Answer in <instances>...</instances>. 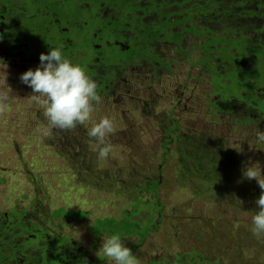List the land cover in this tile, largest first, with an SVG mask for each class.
Segmentation results:
<instances>
[{
  "label": "rangeland",
  "instance_id": "374dc122",
  "mask_svg": "<svg viewBox=\"0 0 264 264\" xmlns=\"http://www.w3.org/2000/svg\"><path fill=\"white\" fill-rule=\"evenodd\" d=\"M43 1L40 6L48 2ZM30 2L32 1L26 0L21 4L27 6ZM188 40L192 38L189 37ZM169 55L172 53L170 52ZM48 61L47 57L25 61V70L29 71H22L23 68L20 66L24 62L4 60L0 57V179H2L0 210L10 209L17 201L21 206L32 205L38 210L36 221L41 220L40 213L48 217L57 207L70 211H85L88 213L86 218L78 223L72 220L69 222L71 230L74 226L77 239L84 242L85 246L87 240H90L89 226L91 232L97 229L95 219L107 216L131 219V213L127 211L140 204L138 213H143L135 217L137 220L135 219L134 223L147 224L146 221L152 218L149 215L152 209L147 215L148 203L141 202L140 192H137L131 183L133 180L138 182L137 178L146 179L155 175L157 168L160 167L163 151L158 139L159 131L156 128L164 125L160 124L156 117L162 114L159 109V105H163L162 101L150 104L154 110L157 109V113L144 117H141L142 109H140L142 99L138 98L137 104L132 101L130 105L133 104L137 112L136 119L131 115H123L121 121L114 120L98 110L99 115L103 114L106 119L103 122L110 123L115 133L114 138L110 139L106 146L103 142L104 138L99 137L101 132H99L98 115L94 113L97 111L95 104L90 99H82L83 106L93 107L85 111L93 113L91 118L96 120L95 126H91L92 122L89 119L87 123L89 126L85 128L73 126L64 133L59 132L60 138L57 140L50 141L48 132L51 124L48 125V112L51 108L46 105L42 97L47 94L56 98L66 96L72 99L73 92L71 83L65 82V76H61V80L55 77V74L61 75L65 67L48 65ZM188 66L189 64L185 63L177 68L179 79L185 81L183 78H191L188 87L192 88V91L195 87L199 89L206 87L205 82L195 80L200 78L206 81L207 77L199 75L196 70L189 72ZM143 70L146 74L150 73L147 66ZM131 72L137 71L133 68ZM145 78L148 80L146 76ZM146 96L140 94L142 98ZM154 99L158 101L159 98ZM79 103L80 100L70 102L77 109ZM186 103L188 104V100ZM193 103L191 102V105H194ZM198 107L195 105L193 110L199 111ZM262 107L264 110V104ZM195 116L198 114L190 118L192 124L202 127L201 121L203 122L204 118ZM59 118V115H56L51 120ZM188 119L186 115L184 117L186 123ZM134 122L136 130L130 133L127 127L133 129L130 124ZM204 124L206 125L205 122ZM52 126L56 127L57 123H53ZM255 129L257 131V128ZM211 131L212 133L223 131L225 139L231 140L232 143L239 141V155L231 156L232 153H227L228 148L223 142V156H215L216 162L211 163L204 155L196 159L192 147L184 146L183 153L189 152L183 163L186 166L184 167L183 164L178 165V161L180 159L182 162L186 157L181 154L182 148L177 147L179 159L169 156V160L164 164L167 174L162 180L163 190L159 192L160 212L163 218L160 216L153 218L158 227L157 232L149 234L142 241L131 242L129 246H140L135 250L133 258L136 256L140 258L142 251L147 253L146 258L174 253L188 255L193 251H200L209 258L224 253L223 264H232L231 255L236 252L233 250L235 243L242 240V234H249V231L242 230L243 222H253L251 219L256 217L259 222L258 231L253 232H258V235L238 249L245 256L242 261L246 260L247 264H264L263 209L256 212L254 211L257 209L256 204L250 209L247 201L244 203L237 201L249 194L250 182L260 186L257 191L264 195V147L258 146L256 133L246 135L243 130L227 132L226 126H214ZM86 132L87 134H83ZM156 139L158 140L151 144ZM171 149H175V144ZM122 160L130 163L135 172L124 174V171L129 170V166L122 165ZM137 162L140 171V167L144 168L140 174L137 172ZM197 166L204 170L203 176L197 175L195 169ZM244 166L248 167L246 168L248 179H242ZM113 171L118 172L119 175L117 185L112 184ZM192 188L203 189L196 192V196ZM142 196L147 202L153 198L151 194ZM257 204L263 207L264 201L258 200ZM58 224L61 225V220ZM171 228L177 232H173ZM106 239L104 236L100 238L101 249L106 247L104 245L108 243ZM127 251H131V248ZM250 253L252 257L248 256ZM107 258L111 263L116 262L114 254H107ZM126 263L136 264L130 260Z\"/></svg>",
  "mask_w": 264,
  "mask_h": 264
},
{
  "label": "trees",
  "instance_id": "16d2710c",
  "mask_svg": "<svg viewBox=\"0 0 264 264\" xmlns=\"http://www.w3.org/2000/svg\"><path fill=\"white\" fill-rule=\"evenodd\" d=\"M31 1L27 6L20 4L23 12L22 17H20L19 30L26 35H20L23 43H26V46L23 45V48H29L31 44L35 47L33 50H26L25 55L30 57L34 55V57L31 60L25 61L47 57L54 66L63 68L61 65L68 64V67L65 66V71L61 75L55 74V77L61 80V76H65V82L71 83V90L73 92L72 99L66 98V96L56 98L54 95L47 96V94L42 97L46 105L51 108L48 112V125L51 124L49 126L48 140H57L60 138L58 136L59 132L64 133L65 130L71 129L73 126H80L81 128L89 126L87 124L89 119L92 122L91 126H95L96 120L91 118L93 113L85 111L93 107L87 108L83 106L81 103L82 99H90L95 104L97 111L94 113L98 115L99 132H101L99 137L104 138L103 142L106 143V146L109 144V140L114 138L115 133H113L114 130L111 128L110 123L108 124L107 121L103 122L106 119L103 114L99 115L100 112L98 110L111 119L121 121L123 115H131L136 119L137 112L134 110L133 104H130L132 101L136 104L139 103L137 101L138 98H141L143 101L140 103V109H142L141 117L157 113V109L154 110L150 104L160 101L163 103V105H159L162 114L156 117L158 122L164 125L156 128L159 131L158 139H160V147L163 151L159 164L160 167L157 168L155 175L146 179L137 178L138 182H134L133 180L131 183L137 192H140L139 198L141 202L148 203V208L146 209L147 215L149 210L152 209L151 214L149 213L152 218L146 221L147 224H143L144 222L141 224L134 223L135 217L143 213H138L140 211L139 204L131 208L130 211H127L131 213V219L130 217L120 219L119 217L114 218L111 216L95 219L94 223L97 225V229L90 232L96 234V236L98 235L95 242L96 246L99 247L100 255L114 254L116 257L119 252L125 250L129 242H133L131 241L132 238L134 241H142L149 234L157 232L158 227L154 223L153 218L156 216L163 218L160 212L161 206L159 204H161V200L159 192L163 190L162 180L167 174L164 164L169 160V156L179 159L177 154L178 148L184 146L188 148L192 147V150L195 151L194 155L196 159L200 155H204L208 162L215 163L217 160L215 156H223L224 154V147L222 146L224 142L228 148L227 153H232L231 156L234 154L239 155V141L232 143L231 140H226L223 131L221 133L210 132L214 126H226L227 132H239L243 130L246 135L256 133L258 136V140L256 141L258 142V146L264 147V110L262 105L258 108H252L243 101L245 98L241 96V85L243 81L247 82L249 75L247 72L246 74L241 73L243 68L236 61L244 49L236 41L240 40L242 43L243 33H245V36H253V32L256 30L254 29L256 24L254 19H246L243 30L240 28L229 35L222 31H216L213 28L215 27L214 19L220 13L219 10H216V14L204 15L207 12L213 13V8L221 6L220 1L208 0L204 2L203 0H198L190 7L191 11H177L174 7H181V2L184 3L185 0H163L158 4L155 0H149L153 3L152 5L141 8L138 6L137 8L139 11H142V15H148V25H144L143 28L142 26H138L134 30L129 50L119 52L118 56H112L108 60L94 62L90 55L91 49L89 46H87V50L84 47L80 49L79 47H70L65 51L56 40L51 39L54 35L44 29L43 20L41 18H36L35 22L32 20L34 18L33 14L38 16H41V14L38 12L40 8L39 0ZM22 2L24 1H20V3ZM114 6L120 12V17L125 15L133 17L132 14L128 15V12L134 10L131 2L117 0ZM172 16L175 19L171 20ZM261 17L263 25L264 16ZM218 21L224 22L225 20ZM130 23L136 24L134 21H130ZM30 29H36L38 31L37 34L40 36L37 35V38L35 34H26V32H29L27 30ZM189 37L192 40H188ZM253 43L255 45L254 41ZM170 52L172 55H169ZM236 62L239 64L238 66ZM185 63L189 64V72L196 70L199 75L207 77L206 81L200 78L195 80L196 82H205L207 84L206 87H200L201 89L195 87L192 91V88L188 87V82L191 78H183L185 81L179 79L176 70ZM228 63H231L229 67L227 66ZM145 66L149 68L150 73L146 74V71L143 70ZM133 68L136 69V73L131 72ZM256 69L258 70V67ZM243 76L246 78H243ZM135 77L137 80H135ZM141 93L147 96L142 98L140 97ZM155 97L159 98L158 101L154 99ZM71 100L74 102L80 100L79 109L74 108L70 104ZM187 100L188 104L186 103ZM191 102H194V105H191ZM99 103L100 106H98ZM195 105L199 106V111L193 110ZM196 114L198 116L195 117L201 118L202 116L204 118V121H201L202 127L192 124V119L190 118ZM56 115H59L60 118L58 120H51ZM186 115L189 117L187 123L184 120ZM53 123H57V126L53 127ZM130 126H133V129L127 127V131L131 133L135 129V122L131 123ZM255 128H257V131ZM83 134H87V132ZM201 138L204 140H201ZM158 139L153 140L151 144ZM174 144L175 149L172 150L171 147ZM181 152L186 158L182 162L179 159L178 165L185 163L189 155V152L183 153V148ZM121 164L129 166V170L124 171V174L129 175L131 171L135 172V169H132L131 164L127 163V161L122 160ZM137 164V172L140 174L144 168L140 167V171L139 163L137 162ZM183 166L186 167L185 164ZM246 168L248 167L244 166V171L241 169L243 173L242 179H248L246 178ZM195 169L198 172L197 175H204L202 167L197 166ZM112 180L113 185L118 184V172L113 171ZM217 180L219 182V179ZM0 181L2 182V179ZM244 182L247 183L246 181ZM250 185L251 190L249 194L244 199L237 201L239 203L247 201L250 209L253 208V204H256L257 209H254V211L257 212L262 208V215L264 217V206L261 207L257 204L258 200L264 201V195H261L257 191V188L260 186L256 183L250 182ZM200 190L192 188V192L196 196V192ZM147 194L153 196L149 202L145 201L142 196H146ZM61 212L64 213L63 215L74 219H84L88 215L85 211H70L57 207L53 212V217L55 219L61 218L62 214H59ZM155 212H159V214H155ZM251 220L253 222H243L244 227H242V230L245 232L249 231V234H242V240L235 243L233 250L237 253L235 252L231 255L232 264H247L246 260L242 261L245 256L238 248L239 246L244 247L248 242H251L252 238H256L258 235V232H253L258 231V219L255 217ZM172 230L173 232H177L175 229ZM261 230H263L262 227ZM103 236L107 238L108 243H106L107 245L104 244L106 246L104 249H101L100 238ZM165 243H167V240ZM113 247H115V250H113ZM199 252L193 251L192 254H181L180 256L186 260L192 258V261H195L193 264H223L224 253H219L215 257L210 256L209 258L205 257L204 252ZM248 256L252 257L253 255L250 253ZM261 258L263 259L262 255ZM182 264H184L183 261Z\"/></svg>",
  "mask_w": 264,
  "mask_h": 264
},
{
  "label": "flooded vegetation",
  "instance_id": "af4514ba",
  "mask_svg": "<svg viewBox=\"0 0 264 264\" xmlns=\"http://www.w3.org/2000/svg\"><path fill=\"white\" fill-rule=\"evenodd\" d=\"M20 1L22 0H0V57L4 60L24 62L20 68H23L22 71H29L25 70V60H31L34 55L30 57L25 55V52L33 49V44L29 48H23L26 43H23L20 37L25 35L19 30L23 12ZM47 1L46 5L40 6L38 10L41 16L33 14L32 20L35 22L36 18H41L44 29L54 35L51 39L56 40L65 51L70 47H79V49L84 47L87 50L89 46L94 62L108 60L112 56H118L119 52L129 50L134 30L138 26L143 28L144 25H148V15H142V11L137 9L138 6L141 8L153 4L149 0H125L134 6V10L128 12V15L132 14L133 17L127 15L120 17V12L114 6L117 0ZM155 1L158 4L163 0ZM195 1L198 0H185L184 3L181 2V7H174V9L191 11L190 7ZM217 1H220L221 6L213 8V13L204 14H216V10L220 11L214 19L215 27L213 28L216 31L230 35L240 28L243 30L246 19H254L256 23L253 36H245L243 33L242 43L240 40L236 41L239 42L238 45L244 47L236 61L243 68L241 73L247 72L249 75L247 82L243 81L241 85V96L245 98L243 101L252 108H258L264 104V24L262 25L261 22V16H264V0ZM38 3H44V1L39 0ZM173 19H175L174 16L171 20ZM222 19L225 21H218ZM130 21L136 24H131ZM213 28L211 29L214 30ZM27 31L29 32L26 34L38 35L36 29ZM230 64L228 63L227 66L229 67ZM48 65H53L50 60ZM236 65L239 64L236 62ZM61 66L68 67V64ZM243 78L246 77L243 76ZM37 213L38 210H35L32 205L21 206L18 201L8 210H0V264H128L127 260L136 264H182V261L184 264L191 262L193 264L195 262L192 258L188 262L178 253L146 258L147 253L142 251L140 258L138 256L133 258L135 250L140 246H129L131 245L129 242L125 250L116 255V262L111 263L107 255L102 256L99 253V247L95 242L98 235L96 236L88 229L90 240H87L85 246L84 242L77 239L74 226L71 230L69 222L72 220L78 223L82 219L69 218L63 214L61 218L55 219L51 212L48 217L40 213L41 220L36 221ZM59 220L61 225L58 224ZM131 241L134 242L133 238ZM130 248L131 251H127Z\"/></svg>",
  "mask_w": 264,
  "mask_h": 264
}]
</instances>
